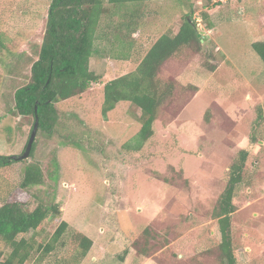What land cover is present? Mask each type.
<instances>
[{
  "label": "rangeland",
  "instance_id": "obj_1",
  "mask_svg": "<svg viewBox=\"0 0 264 264\" xmlns=\"http://www.w3.org/2000/svg\"><path fill=\"white\" fill-rule=\"evenodd\" d=\"M198 1L144 3L139 30L128 38L114 36L121 13L105 17L89 61L99 80L55 104L53 133L37 130L32 156L0 170V206L19 195L28 209L60 211L24 235L33 245L24 264H224L212 214L242 149L249 155L233 199L232 247L236 264H264V65L251 49L264 42V0ZM48 7L49 0H0L3 156L22 155L33 125L31 117L13 114V93L29 81L24 53L33 54L41 43ZM185 18L201 35L200 51L187 62L164 64L158 79L173 90L153 136L139 151L126 149L139 132L141 111L119 102L103 116V85L133 72L152 44L176 33ZM5 50L17 52V59ZM32 164L43 183L22 191L24 170ZM61 222L67 223L61 240L78 231L92 241L84 258L59 243L47 254L38 249ZM0 252L2 259L10 252L1 241Z\"/></svg>",
  "mask_w": 264,
  "mask_h": 264
},
{
  "label": "trees",
  "instance_id": "obj_2",
  "mask_svg": "<svg viewBox=\"0 0 264 264\" xmlns=\"http://www.w3.org/2000/svg\"><path fill=\"white\" fill-rule=\"evenodd\" d=\"M151 1L155 0H49L41 43L33 54L24 53L25 63L30 66V77L26 85L17 88L13 93V114L31 117L33 125L37 118L38 130L51 135L59 119L55 104L81 95L91 83L99 80L90 70L89 61L95 52L94 42L100 31V22L115 12L121 13L122 20L114 28V36L121 38L124 35L123 38H128L126 35L131 36L138 31L142 23L143 15L141 11L137 13L139 7ZM200 40L194 22L185 18L176 33L164 34L152 44L133 72L103 85V116L112 111L119 102H128L141 111L139 132L125 145L126 149L139 151L153 136V124L159 109L173 90L172 84L162 83L158 79V73L164 64L171 60L187 62L193 54L200 51ZM251 49L264 65V42L252 43ZM5 51L7 56L14 55L17 59V52L15 56L14 52L10 54ZM161 84H164L163 88ZM262 112V106L257 107V121L262 120ZM250 139L251 142L256 141L253 137ZM33 150L34 145L29 156H32ZM248 155L246 150L238 151L229 166L225 187L213 209L212 216L216 220L220 236L218 249L224 264H236L231 233L232 215L236 211L233 199L242 184ZM13 163L15 160L11 156L0 155V170ZM42 183L40 168L32 164L25 168L19 189L27 192ZM27 205L24 197L13 195L0 206V241L10 248V252L3 259L4 255L0 252V264H24L33 249V245L24 235L38 230L51 214L60 213L56 206L37 205L34 209H28ZM66 229L67 223L61 222L50 242L44 247L39 245L38 249L47 254L59 243L67 249L73 246L72 252L78 254L80 259L84 258L92 246V241L78 231L71 232L65 241L61 240Z\"/></svg>",
  "mask_w": 264,
  "mask_h": 264
},
{
  "label": "water",
  "instance_id": "obj_3",
  "mask_svg": "<svg viewBox=\"0 0 264 264\" xmlns=\"http://www.w3.org/2000/svg\"><path fill=\"white\" fill-rule=\"evenodd\" d=\"M200 37H201V35L198 34V38H200ZM35 112H36V108H35ZM37 130H38V119L35 118V122H34V125H33V128H32L30 137L28 139V142H27L25 151L20 156H11V159L12 160H18V161H20V160L27 159L29 157V153H30L32 144L34 142V138H35V135H36Z\"/></svg>",
  "mask_w": 264,
  "mask_h": 264
},
{
  "label": "built area",
  "instance_id": "obj_4",
  "mask_svg": "<svg viewBox=\"0 0 264 264\" xmlns=\"http://www.w3.org/2000/svg\"><path fill=\"white\" fill-rule=\"evenodd\" d=\"M203 1H207V0H199L197 3L198 4H201ZM211 3L214 5H220V4H225L228 0H210ZM199 19H194L196 21V25H197V28L199 29L200 27V21L202 20L201 17H198ZM198 20H199V23H198Z\"/></svg>",
  "mask_w": 264,
  "mask_h": 264
}]
</instances>
